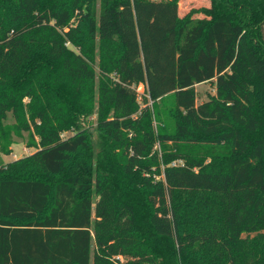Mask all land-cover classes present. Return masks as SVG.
Listing matches in <instances>:
<instances>
[{
  "label": "trees",
  "instance_id": "obj_1",
  "mask_svg": "<svg viewBox=\"0 0 264 264\" xmlns=\"http://www.w3.org/2000/svg\"><path fill=\"white\" fill-rule=\"evenodd\" d=\"M178 1L0 0V151L10 128L38 136L0 163V264H264V0L182 16ZM75 15L100 42L97 72L66 46ZM96 81L93 157L76 119ZM205 82L215 94L198 103ZM168 96L173 136L140 109Z\"/></svg>",
  "mask_w": 264,
  "mask_h": 264
},
{
  "label": "rangeland",
  "instance_id": "obj_2",
  "mask_svg": "<svg viewBox=\"0 0 264 264\" xmlns=\"http://www.w3.org/2000/svg\"><path fill=\"white\" fill-rule=\"evenodd\" d=\"M207 2L205 0H179L177 3L178 6V13L180 16L187 13L190 9L193 8H201L203 6H206ZM98 6H99V0H96V8L98 12ZM203 16L202 13H195L194 17H201ZM69 28L72 32V40L71 42L68 41L66 43V46L70 48L71 50L75 52H79L81 49H86L92 52L94 55V68L95 71H98V63L100 60V42L97 39H90L89 34L87 33L86 28V22L81 19L79 15H75L69 22ZM69 28H66L65 30H69ZM96 87H97V81L95 82V90L92 92V95L94 96V102L93 106L90 109L89 112L84 114H79L78 119H76V122L78 124V127L81 130H85L89 137V144H90V155L95 157L96 153L99 150V144L101 141V131L98 128L97 124V93H96ZM138 91L141 94H144L145 86L144 84L138 85ZM195 91L197 95V102L200 103L202 101L208 100L212 95L215 94L214 84L213 82H205V83H199L195 85ZM24 108L23 113L25 114V119L29 120L30 118V109H31V102L29 98H25L23 100ZM172 107V97L168 96L159 104L158 107L154 106L153 101H148L147 104H143L140 106V109H147L146 111L148 113V120L151 123L153 129L155 132L163 129L164 132H166L169 136L174 135L175 131V118L173 114L171 113ZM157 112L159 113V119ZM14 120L11 117L10 114H8L7 119L5 120V124L10 126L13 124ZM10 137H11V143L6 146L5 151H0V163L6 164L8 162H13L15 160H21L25 158L26 156L32 154L36 148H37V141L38 136L33 128H30L28 130H17L15 128H10ZM73 133V129L70 128L69 130L65 131L63 135L67 136L69 134ZM173 140L168 141V144H171ZM162 152V145L160 141H156L153 146H151L149 150V154L145 157L147 161H149V158H151L154 154H157L158 156ZM76 162L78 163L79 160L77 159ZM157 165H153V171L156 172ZM30 171L33 174V176H38L41 178H47L50 179V181H54L58 177L56 176H47L35 169L34 167H30ZM148 175V173H147ZM156 179H159V175L156 174ZM94 182L92 181V191L94 190Z\"/></svg>",
  "mask_w": 264,
  "mask_h": 264
},
{
  "label": "built area",
  "instance_id": "obj_3",
  "mask_svg": "<svg viewBox=\"0 0 264 264\" xmlns=\"http://www.w3.org/2000/svg\"><path fill=\"white\" fill-rule=\"evenodd\" d=\"M177 164H182L181 161H178V162H172L171 165H177Z\"/></svg>",
  "mask_w": 264,
  "mask_h": 264
}]
</instances>
